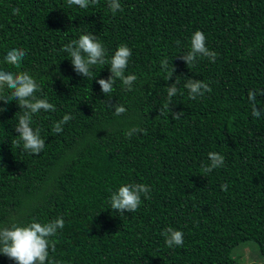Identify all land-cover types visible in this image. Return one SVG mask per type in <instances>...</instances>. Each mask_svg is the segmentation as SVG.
I'll return each instance as SVG.
<instances>
[{
    "label": "trees",
    "instance_id": "1",
    "mask_svg": "<svg viewBox=\"0 0 264 264\" xmlns=\"http://www.w3.org/2000/svg\"><path fill=\"white\" fill-rule=\"evenodd\" d=\"M119 2L123 11L113 14L108 0L86 9L67 0H0V69L28 72L40 86L36 97L55 105L32 117L45 140L34 155L17 144L22 110L0 100V227L62 217L46 264H238L231 251L245 241L257 244L264 264V0ZM197 30L217 58L198 57L189 69L179 56ZM89 33L109 57L121 44L132 50L131 91L117 80L109 96L101 92L96 80L110 76L108 65L92 66L93 80L73 71L62 48ZM13 48L26 52L19 68L4 61ZM165 58L175 68L170 80ZM187 78L211 92L190 99ZM106 102L127 111L117 116ZM65 114L72 119L54 133ZM134 127L144 131L128 138ZM209 152L223 155L224 166L205 173ZM132 183L149 186L148 198L135 212L112 210L111 194ZM169 227L183 233V246L167 247ZM0 264L16 262L0 254Z\"/></svg>",
    "mask_w": 264,
    "mask_h": 264
},
{
    "label": "clouds",
    "instance_id": "2",
    "mask_svg": "<svg viewBox=\"0 0 264 264\" xmlns=\"http://www.w3.org/2000/svg\"><path fill=\"white\" fill-rule=\"evenodd\" d=\"M69 7L75 5L81 9H86L89 4H96L98 0H67ZM108 7L115 14L118 10L123 11L119 0H108ZM19 9H14L13 14H18ZM62 51L67 52L73 71L77 75L85 78L94 79L92 66L108 65L110 76L107 79H98L96 83L100 86L101 92L109 96L114 90V84L117 80L122 82L126 91H131L137 77L135 75H125L128 62L132 55V50L127 45L121 44L110 57L107 56L106 49L101 42L97 40L92 33L82 34L78 39L72 40L63 46ZM250 51V50H249ZM26 56L22 48L10 49L4 56V61L11 66L19 68L21 61ZM208 58L212 63L216 62L217 53L210 51L206 47V36L200 30L193 33L190 39V49L185 55L179 56L190 69L197 62V58ZM161 69L167 73L166 80L173 77L175 68L173 65L169 69L167 58L161 60ZM177 76L175 82L167 87V97L171 101L172 97L178 93L177 85L179 84ZM184 88L188 90L190 99L195 100L197 97H203L206 92H211L208 83L202 80L187 78ZM5 89L10 91V95L5 97L0 95V100L5 103L16 101L22 110V115L18 117V123L15 126V132L18 133L19 140L23 142V149L30 154L39 155L45 148V140L41 138L40 129L32 128V117L41 111H55V105L48 102L47 99L37 98L35 93L40 91V86L28 72H12L0 69V93ZM249 101L252 102V116L259 118L261 111L255 106L256 93L249 91ZM111 99V98H110ZM109 99V100H110ZM111 108H114V114L120 116L127 110L124 106L116 103L106 102ZM170 111V109H168ZM6 111L5 107H0V113ZM160 115H163L160 112ZM183 112H171V118L178 120L182 117ZM72 119L70 114H65L63 118L54 123L52 131L59 134L63 126ZM143 129L132 128L127 132L128 138L134 133L143 132ZM208 159L210 164L204 167L205 173H210L213 169L224 166V156L217 152H209ZM224 191H227L228 185H221ZM150 187L142 183H132L122 185L111 194V209L125 214L135 212L141 205V196L148 198ZM64 219L59 217L45 224L32 222L25 226L13 223L10 227H0V254L14 260L16 264H46L49 256V248L55 251V244L50 238L56 236L58 229H63ZM167 247L183 246V233L171 227L163 233Z\"/></svg>",
    "mask_w": 264,
    "mask_h": 264
},
{
    "label": "rangeland",
    "instance_id": "3",
    "mask_svg": "<svg viewBox=\"0 0 264 264\" xmlns=\"http://www.w3.org/2000/svg\"><path fill=\"white\" fill-rule=\"evenodd\" d=\"M231 256L238 264H258L263 261L258 246L253 241H245L236 245L231 251Z\"/></svg>",
    "mask_w": 264,
    "mask_h": 264
}]
</instances>
